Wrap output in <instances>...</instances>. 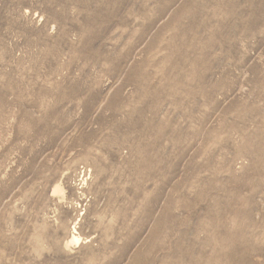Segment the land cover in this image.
Returning a JSON list of instances; mask_svg holds the SVG:
<instances>
[{
	"label": "rangeland",
	"instance_id": "obj_1",
	"mask_svg": "<svg viewBox=\"0 0 264 264\" xmlns=\"http://www.w3.org/2000/svg\"><path fill=\"white\" fill-rule=\"evenodd\" d=\"M0 264H264V0H0Z\"/></svg>",
	"mask_w": 264,
	"mask_h": 264
},
{
	"label": "bare ground",
	"instance_id": "obj_2",
	"mask_svg": "<svg viewBox=\"0 0 264 264\" xmlns=\"http://www.w3.org/2000/svg\"><path fill=\"white\" fill-rule=\"evenodd\" d=\"M76 228V227H75ZM75 232V231H74ZM78 235V234H77ZM74 241L75 242H78L79 241V239L78 238H76V237H74ZM74 243V242H73Z\"/></svg>",
	"mask_w": 264,
	"mask_h": 264
}]
</instances>
